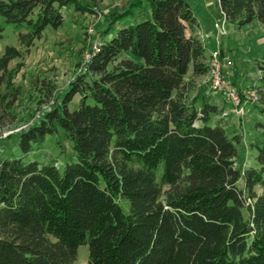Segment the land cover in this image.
<instances>
[{"label":"trees","instance_id":"obj_1","mask_svg":"<svg viewBox=\"0 0 264 264\" xmlns=\"http://www.w3.org/2000/svg\"><path fill=\"white\" fill-rule=\"evenodd\" d=\"M95 1L0 0V19L27 29L26 51L7 47L0 58V112L16 100L3 91L11 61L63 27L66 8ZM143 1L149 13L110 27L87 73L15 135L23 157L0 158V264H74L83 245L87 264H264V60L250 102L261 117L256 165L241 168L243 137L214 122L223 111L212 91L193 96L210 67L191 4L133 6ZM216 6L229 28L264 29V0ZM60 129L74 153L63 170L25 160L48 137L62 147Z\"/></svg>","mask_w":264,"mask_h":264},{"label":"rangeland","instance_id":"obj_2","mask_svg":"<svg viewBox=\"0 0 264 264\" xmlns=\"http://www.w3.org/2000/svg\"><path fill=\"white\" fill-rule=\"evenodd\" d=\"M187 1L190 3V0ZM134 3L135 0H97L87 3L89 8L85 11L66 8L63 27L48 29L23 58L11 61L4 76L6 81L3 91L10 99L15 95L16 100L7 112H0V158L8 155L23 157L21 150L15 145V135L40 119L47 108L56 106L57 99L71 82L83 73L85 54L91 50L94 42H102L110 27L116 30L130 25L149 13L146 1L136 6H133ZM128 10L133 14L115 24L117 13ZM0 24L5 28L4 38L0 40V58L7 47L26 51L20 35L27 33V29L8 25L3 19H0ZM223 39L225 41L221 44L222 50L233 63L229 76L240 91H243L256 82L257 61L264 60V29L258 25L247 26L242 30L230 27L229 33ZM195 83L194 97L199 94L200 89L212 91L209 87V75L196 79ZM52 93L56 97L49 103ZM211 96L208 99L218 104L222 113H229L225 118L222 113L214 117V122L218 121L229 134H239L243 137L242 153L236 162L237 166L249 168L256 165V151L252 145L258 143L255 123L261 119L260 115L250 102H244L245 113L239 115L234 112L232 102L222 94L212 91ZM79 99V96L75 98L72 108L78 104ZM60 135L62 147L58 146L53 136L48 137L41 147H36L34 152L25 156V160L54 163L63 170L66 163L74 159V153L72 144L66 139L62 129ZM239 185L242 187L243 183L240 182ZM89 254V247L81 246L74 264H87Z\"/></svg>","mask_w":264,"mask_h":264},{"label":"built area","instance_id":"obj_3","mask_svg":"<svg viewBox=\"0 0 264 264\" xmlns=\"http://www.w3.org/2000/svg\"><path fill=\"white\" fill-rule=\"evenodd\" d=\"M214 30L216 33V40L214 45L209 49L210 57L208 64L210 67L209 73V87L212 91L219 92L226 99L232 102L234 106V112L239 115L245 113V106L242 101V95L247 102H256L258 100L257 92L254 83H251L243 91H240L233 83V80L229 76V72L233 69V63L230 58L222 56L221 41L229 33V25L225 18H217L214 23ZM205 42L204 38L202 37ZM102 42H94L90 51L85 54L83 73H87L88 65L93 57L100 51ZM207 45V44H206ZM53 103V102H52ZM51 107V106H50ZM229 115L225 112L223 116Z\"/></svg>","mask_w":264,"mask_h":264},{"label":"crops","instance_id":"obj_4","mask_svg":"<svg viewBox=\"0 0 264 264\" xmlns=\"http://www.w3.org/2000/svg\"><path fill=\"white\" fill-rule=\"evenodd\" d=\"M190 4L194 10V13L196 17L198 18L199 24H200V30L198 32V35L202 38H204L205 43L208 46V49H210L216 40V33L214 30V23L217 16V6H216V0L215 2L207 1V0H190ZM225 39L222 38L221 43H223ZM222 48V47H221ZM209 55V51H208ZM256 71L259 74V71L256 67ZM208 89H200V94ZM209 98L212 97L211 94L208 96Z\"/></svg>","mask_w":264,"mask_h":264}]
</instances>
